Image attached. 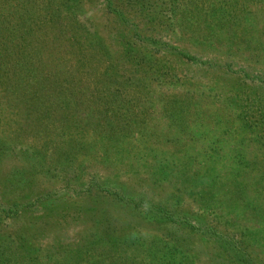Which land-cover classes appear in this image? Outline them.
Masks as SVG:
<instances>
[{"label": "rangeland", "instance_id": "1", "mask_svg": "<svg viewBox=\"0 0 264 264\" xmlns=\"http://www.w3.org/2000/svg\"><path fill=\"white\" fill-rule=\"evenodd\" d=\"M82 1L0 0V264H264V0Z\"/></svg>", "mask_w": 264, "mask_h": 264}, {"label": "trees", "instance_id": "2", "mask_svg": "<svg viewBox=\"0 0 264 264\" xmlns=\"http://www.w3.org/2000/svg\"><path fill=\"white\" fill-rule=\"evenodd\" d=\"M73 1V5L72 4H68L67 8L66 9H62V8H56L55 10H53L52 7L48 6V9L49 11L47 10L46 12H48V14L50 13V15L52 16V19L56 20L57 22H61L62 20L65 19V16L68 14V15H71L74 19L75 22L79 23V24H75L76 26H81L82 24V21H81V18H82V14L79 10V6L78 4L80 3H83L82 0H76V2L74 3V0ZM143 1H146V0H139L137 2H143ZM78 2V3H77ZM50 5V4H49ZM79 7V8H78ZM118 7V6H117ZM116 9H119V8H116ZM118 11V10H117ZM119 12V11H118ZM121 17L122 14L120 15ZM68 26V25H67ZM69 27V26H68ZM87 38V37H86Z\"/></svg>", "mask_w": 264, "mask_h": 264}]
</instances>
